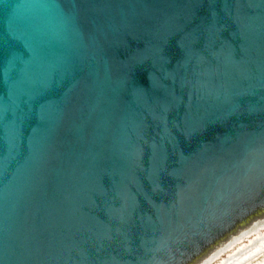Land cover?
Segmentation results:
<instances>
[{"label":"water","instance_id":"water-1","mask_svg":"<svg viewBox=\"0 0 264 264\" xmlns=\"http://www.w3.org/2000/svg\"><path fill=\"white\" fill-rule=\"evenodd\" d=\"M263 250L264 0H0V264Z\"/></svg>","mask_w":264,"mask_h":264},{"label":"rangeland","instance_id":"rangeland-1","mask_svg":"<svg viewBox=\"0 0 264 264\" xmlns=\"http://www.w3.org/2000/svg\"><path fill=\"white\" fill-rule=\"evenodd\" d=\"M249 264H264V251L256 256Z\"/></svg>","mask_w":264,"mask_h":264},{"label":"bare ground","instance_id":"bare-ground-1","mask_svg":"<svg viewBox=\"0 0 264 264\" xmlns=\"http://www.w3.org/2000/svg\"><path fill=\"white\" fill-rule=\"evenodd\" d=\"M264 251V250H263ZM257 261V260H256Z\"/></svg>","mask_w":264,"mask_h":264}]
</instances>
